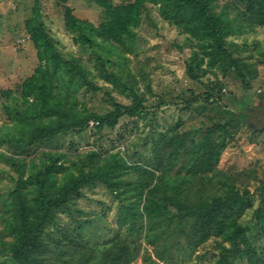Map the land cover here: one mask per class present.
Segmentation results:
<instances>
[{
    "label": "trees",
    "instance_id": "obj_1",
    "mask_svg": "<svg viewBox=\"0 0 264 264\" xmlns=\"http://www.w3.org/2000/svg\"><path fill=\"white\" fill-rule=\"evenodd\" d=\"M56 1L62 9L64 27L80 46L106 49L114 45L131 51L133 29L140 23L145 4L150 3L193 47L186 62L189 79L200 81L208 72L219 69L224 76L230 72L245 84L255 75L247 63L233 57L227 39L264 29V0H223L222 5L218 0H133L121 5L94 0L104 14L98 26L77 18L67 0ZM24 29L36 51L38 66L20 86L22 105L15 110L5 107L9 125L0 131V147L8 151L0 152V160L15 173L10 186L0 191V223L6 239L0 240V264H56V253L51 249L55 242L47 229L59 214L72 217L71 205L81 197L82 190L98 185L120 201L119 220L123 223H135L144 215L155 227L167 218V228L174 224L177 236L187 241L192 253L211 237L218 239L214 264H264V250L253 246L249 228L241 222L245 212L252 209L255 228L264 231V186L258 190L261 202L257 208H253L249 192L237 189L203 196L195 202L179 199L187 179L204 176L217 165L224 140L213 136L221 126L205 128L198 140L190 141L175 132L166 135L160 154L139 163L130 164L119 152L103 155L91 150L75 158L60 151L39 152L60 135L83 133L90 121L98 130L114 128L122 117L142 116L145 107L134 90L121 85L119 77L106 73L107 81L121 88L131 104L112 100L111 109L103 114L80 108V90L96 92L99 88L89 80V71L81 60L65 59L57 51L46 31L38 0ZM209 89L205 102L220 99L222 81ZM12 95V90L0 91L5 100ZM35 154L37 158L28 163ZM132 174L137 176L136 182L128 181ZM152 182L155 184L151 188ZM61 235L72 241L70 235ZM77 252L70 263L60 264H132L140 255V245L115 236L98 247Z\"/></svg>",
    "mask_w": 264,
    "mask_h": 264
},
{
    "label": "rangeland",
    "instance_id": "obj_2",
    "mask_svg": "<svg viewBox=\"0 0 264 264\" xmlns=\"http://www.w3.org/2000/svg\"><path fill=\"white\" fill-rule=\"evenodd\" d=\"M35 1L0 0V91H13L8 100L0 96V131L9 125L5 107L15 110L22 105L20 86L38 66L36 51L24 29ZM111 1L121 5L133 0ZM38 2L46 31L57 51L65 59L81 60L89 71V80L99 88L96 92L80 90L77 94L80 108L103 114L111 109L112 100L131 104L121 88L107 81L106 73L119 77L121 85L134 90L145 107L142 116L122 117L114 128L98 130L90 121L83 133L60 135L51 145L40 147L39 152L60 151L73 158L91 150L103 155L119 152L130 164L139 163L160 154L166 135L175 132L186 135L190 141L198 140L205 128L221 126L224 129L219 128L213 136L215 140H224L217 165L204 176L187 179L179 199L195 202L203 196L237 189L249 192L253 208L259 207L258 190L264 186V29L227 39L233 57L240 58L255 72L245 84L230 72L224 76L219 69L208 72L200 81H193L186 75V62L193 47L160 17L156 6L146 3L142 9L140 23L133 29L131 51L107 45L108 54L107 48L100 45L90 49L75 43L64 27L62 9L56 0ZM218 3L222 5L223 0ZM67 6L77 18L95 26L104 21L103 10L94 0H67ZM216 81L223 83L221 98L205 102V93L210 92ZM0 152L8 153L3 146ZM36 154L27 159L28 163L37 158ZM12 176H15L13 169L0 160V191L10 186ZM136 179L132 174L128 181L136 182ZM154 184L149 183L151 188ZM114 196L101 185L85 188L71 205L72 217L65 213L57 215L55 223L47 229L55 242L51 249L56 253V264L69 262L78 256L77 251L98 247L115 236L140 245V255L132 264H214L218 239L211 237L192 253L187 241L177 236L175 225L167 228V218L155 227L144 215L135 223H123L119 220L121 203ZM167 196H171L170 192ZM254 221L252 209L241 218L242 224L249 228L253 246L262 251L264 231L256 229ZM2 230L0 223V240L4 239ZM61 234L70 235L72 241H66ZM63 251L66 255L61 256ZM5 264L14 263L5 261Z\"/></svg>",
    "mask_w": 264,
    "mask_h": 264
}]
</instances>
